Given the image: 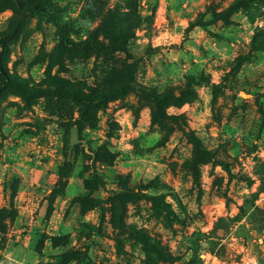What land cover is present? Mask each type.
<instances>
[{
	"label": "rangeland",
	"instance_id": "obj_1",
	"mask_svg": "<svg viewBox=\"0 0 264 264\" xmlns=\"http://www.w3.org/2000/svg\"><path fill=\"white\" fill-rule=\"evenodd\" d=\"M18 1L0 264H264V0Z\"/></svg>",
	"mask_w": 264,
	"mask_h": 264
},
{
	"label": "trees",
	"instance_id": "obj_2",
	"mask_svg": "<svg viewBox=\"0 0 264 264\" xmlns=\"http://www.w3.org/2000/svg\"><path fill=\"white\" fill-rule=\"evenodd\" d=\"M3 1H14L15 3L20 5V2L18 0H3ZM23 11L25 13V16H28L30 14L25 8H23ZM19 26H20V22L17 23L12 29L0 32V48L7 47V40L17 33ZM6 87H13L16 90H18L21 94L26 96H30L35 93H41V94L46 93L51 96L57 94L62 96H70L73 99L77 100L78 102L88 105H92L96 103H104L108 99L119 96L124 92L132 89L131 86H127V85L121 86L119 88L108 90L100 96H90L76 89H70V88L56 89V90L30 89L22 81L17 80L9 75L5 63L2 59L1 49H0V92Z\"/></svg>",
	"mask_w": 264,
	"mask_h": 264
}]
</instances>
